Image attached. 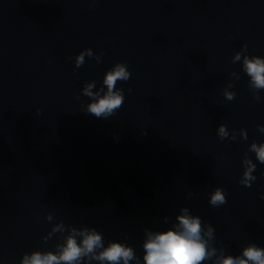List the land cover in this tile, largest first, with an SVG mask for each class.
<instances>
[{
    "label": "clouds",
    "instance_id": "clouds-1",
    "mask_svg": "<svg viewBox=\"0 0 264 264\" xmlns=\"http://www.w3.org/2000/svg\"><path fill=\"white\" fill-rule=\"evenodd\" d=\"M243 51H247L244 45ZM102 55V54H101ZM93 58L100 62V56H94L90 48L84 49L75 57V67L79 68L85 63V57ZM71 59V58H69ZM241 60V53L233 57V63ZM243 71L250 78L249 87L254 90V98L260 100L259 91L264 89V59L259 56L251 58L245 56L243 59ZM233 75H235L233 73ZM131 73L125 63H116L105 75L103 86L97 91L95 81L88 83L83 89V95L89 97L92 102L86 106V112L97 117L107 119L123 106L124 90L116 87L118 81H128ZM238 79V78H237ZM106 87V91L104 90ZM229 87H232L230 84ZM224 97L231 101L235 99V92L225 91ZM260 132H264V126L257 125ZM244 139L247 133L242 130ZM220 139L228 136L226 127L221 125L218 130ZM249 151L255 153L256 159L264 164V142H253ZM247 165L244 172L242 185L251 187V182L256 179L252 173L256 165L251 159H244ZM189 195H192L191 193ZM264 199V196L261 197ZM227 202L225 190L217 187L211 194L210 205L219 207ZM177 216L175 225L164 231L147 232V239L143 243L144 255L143 264H204L205 261H212V264H264V248L250 244L243 248L242 255H221L216 257L217 249L209 242L214 240V228L212 225L202 224L199 216L190 214L188 208H182ZM48 220L52 217L49 215ZM67 230L63 244H57L58 252L47 251L41 253L35 251L29 257L25 255L22 264H90L96 260L100 264H129L130 261L139 259L134 249L124 243L112 241L104 245V238L101 232L95 228L66 226L63 221L52 228V233H62ZM77 237H81L80 240ZM99 250V251H98ZM216 257L214 260L213 258Z\"/></svg>",
    "mask_w": 264,
    "mask_h": 264
}]
</instances>
